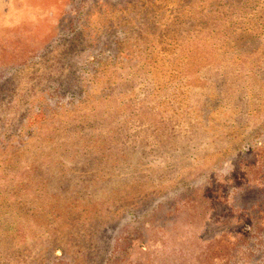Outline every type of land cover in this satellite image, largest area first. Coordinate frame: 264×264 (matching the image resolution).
<instances>
[{
    "label": "rangeland",
    "instance_id": "374dc122",
    "mask_svg": "<svg viewBox=\"0 0 264 264\" xmlns=\"http://www.w3.org/2000/svg\"><path fill=\"white\" fill-rule=\"evenodd\" d=\"M0 264H264V0H0Z\"/></svg>",
    "mask_w": 264,
    "mask_h": 264
}]
</instances>
